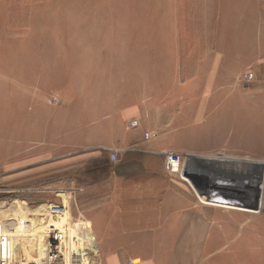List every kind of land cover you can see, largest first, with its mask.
<instances>
[{
    "label": "rangeland",
    "instance_id": "374dc122",
    "mask_svg": "<svg viewBox=\"0 0 264 264\" xmlns=\"http://www.w3.org/2000/svg\"><path fill=\"white\" fill-rule=\"evenodd\" d=\"M235 1L236 88L203 109L196 86L182 83L199 53L221 49L204 27L219 19L216 0H0V234L14 261L46 255L54 206L72 234L94 238L71 237L65 264H264V25L251 27L264 0ZM140 106L160 121L164 146L196 169L192 180L173 174L185 184L182 209L205 221L196 235L191 222L181 231L167 222L150 242L105 238L132 251L104 253L96 227L118 222L96 219L100 201L86 187L111 161L103 138L122 131L128 142L132 130L103 116ZM206 192L220 200L204 204ZM180 244L188 251L173 253Z\"/></svg>",
    "mask_w": 264,
    "mask_h": 264
},
{
    "label": "crops",
    "instance_id": "0c3cea01",
    "mask_svg": "<svg viewBox=\"0 0 264 264\" xmlns=\"http://www.w3.org/2000/svg\"><path fill=\"white\" fill-rule=\"evenodd\" d=\"M215 5L217 6L216 13L220 14L219 19L205 21L204 27L215 30L213 33L214 42L221 49L215 52L199 53L198 56L201 58L197 60L195 73L184 75L182 83L183 85L196 86V91L199 93L197 107L203 109L217 107L218 103L220 105L222 92H225V89L236 88L233 81L238 74L236 56L238 38L232 31L238 26L236 25L237 20L234 9L236 1L216 0ZM254 19V24L251 25L252 28H259L260 25H264V22H262L264 19H261L260 16L254 17ZM206 36L211 38L212 33L206 32ZM221 51L223 52L221 53ZM211 93L215 94L213 104L208 97ZM145 109L148 108L140 106L127 111L125 108L118 107L117 110L112 112L113 114L103 116L105 123L115 120L117 125H123L124 128H126L125 121L127 119L135 118L139 120L137 127L126 128L132 130L128 134V142H126L125 133L122 131L116 139L110 137L105 140L103 138L102 149L114 150L116 155L120 153V159L117 162L109 160L110 163L107 167L103 165L100 169L97 167L94 180L89 181L91 184L86 187V198H89V192H91L92 197L100 201L92 209L96 219L98 218L100 222L105 220L118 222L116 225L99 224L96 227L94 235L96 240H99L97 247L104 253L132 251V249L127 248V244L110 248L107 246L105 238L117 237L122 240L125 239L127 243L129 238L144 243L150 242V237L157 236L167 222H172L170 227L180 231L183 222H191L192 225L188 229L193 231L192 235H196L201 223L204 224L205 221V212L187 213L185 209H182V204L186 199V196L183 195V185L185 186V184L176 174L165 169L163 152L172 150L164 146L162 139L159 137L157 129H159L160 121H150L142 112ZM157 114L158 112L155 111L153 116L156 117ZM146 131H156L157 137L144 139L143 134ZM193 169L194 171H192ZM183 170L197 174L196 169L190 165H187ZM206 182H209L208 185H206ZM209 184L211 185L212 182L206 179L203 189L206 190L205 188L210 186ZM221 184L223 185V182H219L218 185ZM209 194L206 192L205 196L208 197ZM216 196L214 198L219 199ZM207 197L205 199H211V197ZM111 199L112 203H110ZM201 201L206 204L205 201ZM106 204H112L113 207L107 209ZM49 209V212L53 213L54 231L62 237L69 238L67 242L65 241V244H68L70 249H65L64 252H76L75 245L69 242L71 237L73 239L83 237L89 241V244L94 242V238L90 233L89 236L72 234L76 229L72 230L66 226L67 215L60 216L58 214L61 209L54 206ZM92 249L96 251L93 245ZM145 250L156 253L163 252L158 248H145ZM187 251L181 244L178 248L174 247L172 249L173 253H186ZM182 263L190 264L189 262Z\"/></svg>",
    "mask_w": 264,
    "mask_h": 264
},
{
    "label": "built area",
    "instance_id": "2783aa9c",
    "mask_svg": "<svg viewBox=\"0 0 264 264\" xmlns=\"http://www.w3.org/2000/svg\"><path fill=\"white\" fill-rule=\"evenodd\" d=\"M243 78L245 81H250L252 79V74L245 73L243 74ZM138 125L139 120L135 118L125 121L126 128H134ZM143 137L144 139L156 138L157 132L146 131ZM109 157L111 161L116 160V153L114 150L109 152ZM164 164L165 169L170 173L179 172L182 174L185 168L183 166L182 156L172 151L164 152ZM45 240L44 251L46 255L38 260L26 261L24 264H65L63 258L65 247L62 246V235L54 231L50 234L48 233ZM0 264H20V262L14 261L13 253L9 249V237L4 234H0Z\"/></svg>",
    "mask_w": 264,
    "mask_h": 264
},
{
    "label": "bare ground",
    "instance_id": "6f19581e",
    "mask_svg": "<svg viewBox=\"0 0 264 264\" xmlns=\"http://www.w3.org/2000/svg\"><path fill=\"white\" fill-rule=\"evenodd\" d=\"M192 173V172H191ZM200 198H201V200H203V201H205V202H207V201H209V200H211V201H213V200H217L216 198H212L211 197V199H209V200H207V199H205V197H207V196H205V195H198ZM207 198H210L209 196L207 197ZM210 201V202H211ZM214 202H217V201H214ZM219 202V201H218ZM213 203V202H212Z\"/></svg>",
    "mask_w": 264,
    "mask_h": 264
},
{
    "label": "water",
    "instance_id": "95a60500",
    "mask_svg": "<svg viewBox=\"0 0 264 264\" xmlns=\"http://www.w3.org/2000/svg\"><path fill=\"white\" fill-rule=\"evenodd\" d=\"M183 175H185L187 178H189L190 180H192L193 179V176L195 174H192V173H190V172H188L186 170H183Z\"/></svg>",
    "mask_w": 264,
    "mask_h": 264
}]
</instances>
